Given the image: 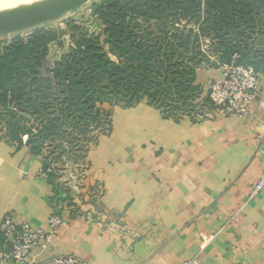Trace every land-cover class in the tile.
Returning <instances> with one entry per match:
<instances>
[{"label":"crops","instance_id":"1","mask_svg":"<svg viewBox=\"0 0 264 264\" xmlns=\"http://www.w3.org/2000/svg\"><path fill=\"white\" fill-rule=\"evenodd\" d=\"M200 72L199 74H203ZM99 215L71 216L27 264L74 254L86 264H264V76L245 118L165 120L145 103L119 108L96 149ZM25 146L0 143L5 214L46 228L55 188Z\"/></svg>","mask_w":264,"mask_h":264},{"label":"trees","instance_id":"2","mask_svg":"<svg viewBox=\"0 0 264 264\" xmlns=\"http://www.w3.org/2000/svg\"><path fill=\"white\" fill-rule=\"evenodd\" d=\"M91 12L102 24L100 34L72 28L75 48L51 66L47 55L54 32L37 29L0 38V102L9 114L7 132L18 146L27 145L23 138L62 135L67 122L84 132L95 120L97 104L130 107L144 97L149 103L156 96L180 99L193 78L185 61L194 62L200 37H213L219 66L251 67L264 76V0L203 5L201 0H96ZM202 15L206 21L199 23ZM183 20L198 22L196 30L185 24L175 28ZM139 24L142 35L134 29ZM186 53L193 60H185ZM8 101L36 108V133L14 119Z\"/></svg>","mask_w":264,"mask_h":264},{"label":"rangeland","instance_id":"3","mask_svg":"<svg viewBox=\"0 0 264 264\" xmlns=\"http://www.w3.org/2000/svg\"><path fill=\"white\" fill-rule=\"evenodd\" d=\"M206 1L201 0L202 5L206 4ZM94 2L87 3L76 13L66 14L55 22L46 23L37 28L55 33V40L48 47V66L60 61L63 55L75 48L76 37L72 33V28L82 27L91 36L100 34L102 24L91 12V6ZM204 20L205 15L198 18L199 23ZM184 22V20L182 23L178 22L179 25H175V28L185 24L188 29L196 30L198 22L194 20L191 23ZM212 22L213 20L209 24ZM136 27L134 28L137 31L136 34L141 33L140 27L142 26L139 24V27ZM204 31L208 33L207 30ZM30 32L25 31L20 35L27 36ZM110 57L116 60L114 56L110 55ZM183 57L185 60H193L191 53H186ZM185 62L186 66L193 68L191 72L193 78L190 89L187 90L188 93L183 96L179 95L180 99L172 98L171 95L156 96L152 98V103H149L147 97H144L136 105L130 107L123 104H97V110L92 109V116L95 120L93 119L92 123L87 125L84 132L72 130V125L67 122L63 127V134L56 135L54 138H23L25 144L27 143L24 146L29 154L39 160L41 165H46V170L42 166L39 171V173H45L46 177H40L39 173L38 176L55 188L51 199V213L56 212L63 216V225L66 224L68 216H81L84 212L91 213L92 211L91 214L99 215L103 212L99 200L103 194L102 185L104 184L103 178L98 175L99 170L103 168V162H101L96 149H98L103 138L111 137L115 114L119 108L130 109L140 103H145L155 109L161 118L174 122L184 118L190 119L192 122H199L208 119L212 113L215 117L208 97V87L211 81L218 80L223 76L224 66H219L218 53L213 48V37H200L197 40V56L194 58V62H190V64L189 61ZM200 72L204 73L199 74ZM152 92L155 91L152 90ZM6 104H8L10 111L16 113L14 119L19 118L22 126L29 127L33 133H36L40 119L39 113L34 111L36 108H29L25 103L17 105L18 103L15 104L11 101ZM0 105H2L0 110V143L13 147L15 150L18 147L21 148L22 146H18L7 132L6 122L9 114L6 113L7 107H4L2 102ZM255 195H253L252 190L251 197Z\"/></svg>","mask_w":264,"mask_h":264},{"label":"built area","instance_id":"4","mask_svg":"<svg viewBox=\"0 0 264 264\" xmlns=\"http://www.w3.org/2000/svg\"><path fill=\"white\" fill-rule=\"evenodd\" d=\"M223 66V76L211 81L208 87L213 112L217 116L245 118L250 105L259 99L261 75L251 67ZM39 175L46 177L43 172ZM263 188L264 171L253 189V195ZM63 224V216L56 212L49 215L44 229L33 228L25 221L16 222L12 214H5L0 223V264H27L34 250H44L57 238ZM53 261L55 264H86L70 253L58 256Z\"/></svg>","mask_w":264,"mask_h":264},{"label":"water","instance_id":"5","mask_svg":"<svg viewBox=\"0 0 264 264\" xmlns=\"http://www.w3.org/2000/svg\"><path fill=\"white\" fill-rule=\"evenodd\" d=\"M94 1L96 0H34L0 8V38L35 30L66 14L76 13L84 5Z\"/></svg>","mask_w":264,"mask_h":264},{"label":"bare ground","instance_id":"6","mask_svg":"<svg viewBox=\"0 0 264 264\" xmlns=\"http://www.w3.org/2000/svg\"><path fill=\"white\" fill-rule=\"evenodd\" d=\"M34 0H0V8H7L16 5H20L23 3L31 2Z\"/></svg>","mask_w":264,"mask_h":264}]
</instances>
